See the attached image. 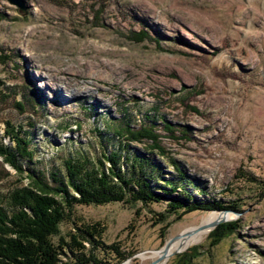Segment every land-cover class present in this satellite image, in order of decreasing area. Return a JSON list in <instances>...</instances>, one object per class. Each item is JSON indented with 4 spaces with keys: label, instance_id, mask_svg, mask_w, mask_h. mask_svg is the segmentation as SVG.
<instances>
[{
    "label": "rangeland",
    "instance_id": "rangeland-1",
    "mask_svg": "<svg viewBox=\"0 0 264 264\" xmlns=\"http://www.w3.org/2000/svg\"><path fill=\"white\" fill-rule=\"evenodd\" d=\"M8 123L29 134L30 168L62 179L69 158L101 159L109 148L148 157L151 139L128 142L110 126H153L169 153L152 152L159 180L177 178L172 157L194 181V199L241 204L219 222L239 227L216 246L211 231L158 264H185L195 245L203 254L190 264H264V0H0V143L14 146ZM27 172L0 157L1 205L29 184ZM166 207L80 205L76 216L105 225V242L131 251L123 263L152 264L141 254L221 212L159 222ZM72 227L65 222L61 231Z\"/></svg>",
    "mask_w": 264,
    "mask_h": 264
},
{
    "label": "trees",
    "instance_id": "trees-1",
    "mask_svg": "<svg viewBox=\"0 0 264 264\" xmlns=\"http://www.w3.org/2000/svg\"><path fill=\"white\" fill-rule=\"evenodd\" d=\"M17 107L25 110L23 102L18 101ZM7 128L6 134L15 145L0 143V157L18 173L27 172L26 164L30 172L26 174L29 184L12 193L9 207L1 205L0 199V264H112L107 258L112 255L115 264L126 261L131 251H123L120 243H106L104 234L107 228L101 222L88 223L77 217L76 208L80 205L122 202L133 206L138 202L143 205L166 202L165 211L157 213L159 222L170 216L179 220L196 210H240L241 204L237 202L226 204L215 199H194L189 191L194 181L172 157L169 161L177 178L159 180L162 169L153 161L152 152L157 148L161 156H169V153L160 144L151 125H140L136 129L128 123H112L110 126L118 138L128 142L151 139L153 143L148 145V157L123 156L118 149L109 148L101 159L69 158L65 161L64 179L57 170H48L46 174L45 170L31 169L29 164L35 163L36 159L29 134L12 123H8ZM164 128L173 130L167 122ZM98 131L101 136L103 132ZM122 160L126 162V168L118 167ZM106 161L110 163L109 167H105ZM200 191L205 194L204 189ZM65 222L73 227L63 234L61 226ZM170 223H166L163 231ZM237 227L239 224L235 221L219 224L210 234V247L216 246ZM202 249V245H195L186 251L183 256L185 264L201 256ZM99 254L107 257L101 258Z\"/></svg>",
    "mask_w": 264,
    "mask_h": 264
},
{
    "label": "bare ground",
    "instance_id": "bare-ground-1",
    "mask_svg": "<svg viewBox=\"0 0 264 264\" xmlns=\"http://www.w3.org/2000/svg\"><path fill=\"white\" fill-rule=\"evenodd\" d=\"M76 95H81V92L76 91ZM231 217V213L225 212H210L207 215L203 216L201 221L202 228L197 226L189 227L180 233L176 238L172 239L168 245V255L172 253H177L184 251L188 246H191L195 243L203 241L208 234L212 231V224L218 220ZM164 255L163 251H153L150 255L141 254L142 258H153L154 260L159 259ZM164 260L168 259L167 257L163 258ZM158 264V263H157Z\"/></svg>",
    "mask_w": 264,
    "mask_h": 264
},
{
    "label": "water",
    "instance_id": "water-1",
    "mask_svg": "<svg viewBox=\"0 0 264 264\" xmlns=\"http://www.w3.org/2000/svg\"><path fill=\"white\" fill-rule=\"evenodd\" d=\"M221 212H227V211H229V210H220ZM223 221V220H222ZM219 222H221V220H218V221H216V222H214L213 224H212V226L214 227V226H216V225H218L219 224ZM177 237V236H176ZM176 237H174V238H176ZM174 238H172V239H174ZM172 239H170L166 244H165V246L161 249V250H158V251H163V253H164V255H162L159 259H157L156 261H154L152 264H156V263H158L160 260H162L164 257H169L170 255H168V245H169V243H170V241L172 240ZM174 254V253H173ZM120 264H126V263H120Z\"/></svg>",
    "mask_w": 264,
    "mask_h": 264
}]
</instances>
